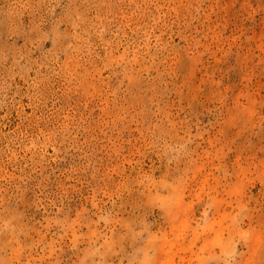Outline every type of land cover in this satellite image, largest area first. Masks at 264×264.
Listing matches in <instances>:
<instances>
[{
    "label": "rangeland",
    "instance_id": "1",
    "mask_svg": "<svg viewBox=\"0 0 264 264\" xmlns=\"http://www.w3.org/2000/svg\"><path fill=\"white\" fill-rule=\"evenodd\" d=\"M0 264H264V0H0Z\"/></svg>",
    "mask_w": 264,
    "mask_h": 264
}]
</instances>
